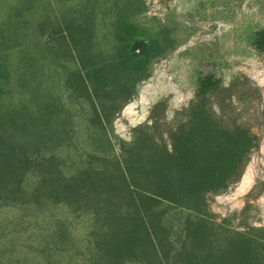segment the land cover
Returning <instances> with one entry per match:
<instances>
[{
  "label": "rangeland",
  "instance_id": "1",
  "mask_svg": "<svg viewBox=\"0 0 264 264\" xmlns=\"http://www.w3.org/2000/svg\"><path fill=\"white\" fill-rule=\"evenodd\" d=\"M0 264H264V0H0Z\"/></svg>",
  "mask_w": 264,
  "mask_h": 264
},
{
  "label": "trees",
  "instance_id": "2",
  "mask_svg": "<svg viewBox=\"0 0 264 264\" xmlns=\"http://www.w3.org/2000/svg\"><path fill=\"white\" fill-rule=\"evenodd\" d=\"M140 198V205L142 206L143 211L148 212L147 218L149 225L153 226V219L155 215L154 207L157 206L160 200H165L168 203H176L174 197L168 196V193L164 190L162 191H144V190H134V194H136ZM152 214V216H151Z\"/></svg>",
  "mask_w": 264,
  "mask_h": 264
}]
</instances>
